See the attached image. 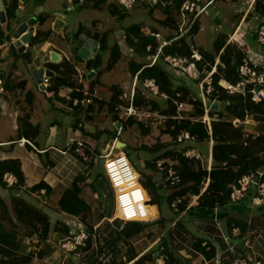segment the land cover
I'll use <instances>...</instances> for the list:
<instances>
[{"label": "crops", "instance_id": "obj_1", "mask_svg": "<svg viewBox=\"0 0 264 264\" xmlns=\"http://www.w3.org/2000/svg\"><path fill=\"white\" fill-rule=\"evenodd\" d=\"M37 1L38 0H32L30 2H33V7H29V3L24 4L20 1H18L17 5V9L21 8L23 12L22 16L17 20L18 24L33 16L37 20L33 27L34 36L32 40L37 36L38 31H41L39 25L44 22L48 23L51 16L64 17L60 7H65L66 9L69 7V10L77 9L86 2V0H81L82 2L79 1V3H75L73 0H45L43 3L37 5ZM53 1H55V4ZM57 1H59V6L56 4ZM207 1L209 0H201L203 3ZM216 1L217 0H212L209 6ZM222 1L226 6L223 5V9H217L212 15H214L216 23L220 28L228 24L226 15L230 16L232 33L226 32L229 36L227 43H236L237 46L240 47L239 42H234L236 36L240 34H236L231 41L230 37L235 32L236 26L241 20L244 19L245 28L247 29L257 21L260 14L249 9L251 1H255L256 3L257 0H247L245 2H242V0ZM92 4L95 6L94 2H92ZM100 6L101 4L98 7ZM248 10H250V13L247 14ZM17 16L18 15L15 17ZM42 17L46 18L43 22L41 20ZM97 23L98 26L96 25ZM53 24H55V22H53ZM99 24V19H94L91 25H94L95 28L92 27V29L95 31L99 29ZM200 24L201 28V19ZM82 25L85 29L80 36L84 35V38L80 40L81 45L76 52L71 53L68 52V50L66 52L68 47V44L65 42V40H68L67 27L63 26L60 33H58V27L54 29L51 24V27L46 31H53L54 36L52 37V35H49L50 37L45 42L41 43V49L44 52H50L49 58L42 62V66L47 68L46 66L48 63H59L66 58L77 64L76 67L80 82L82 84H87L88 80L97 77V70L99 71V69L87 68L86 64L89 59H92L97 54L100 44L97 39L89 35L88 32L92 30H90L88 25L81 23L78 30ZM0 28L5 30L1 22ZM163 28L168 29L169 27ZM146 30L151 31L148 27H145L143 31L146 32ZM157 32L161 34L159 30ZM196 35H194L193 39L195 44ZM63 37L65 39H63ZM59 38H61L62 42L58 41ZM89 39L91 42H93V40L97 41L98 46L96 51L92 50L89 46L85 48V44ZM32 40L29 44H26L27 49L24 51L30 52V61L26 60L23 56L27 69L29 66L32 68L35 67L32 48L36 45H31ZM166 40L167 37L165 38V41ZM249 45L256 53L261 54L262 51L256 44ZM196 46L198 45L196 44ZM8 47L9 54L3 53V58L0 61V70L5 71L7 76L10 74L11 78L17 82L26 80L27 85L25 90L14 88L15 90L10 94V97L0 94V159H19L22 164L25 181L21 190L11 186L4 187L0 184V196L6 200L9 206H11V199L13 196L18 195L23 197L37 208L47 213L52 225V231L47 240H43L38 234L31 235L29 234L30 232L24 237L25 242L29 246V251L33 255L28 264H95L97 249L105 243L111 245L116 252V262H125V264H133L138 258L146 254H151V257H154L162 252L165 247L168 248L170 252L176 254L180 264H233L234 259L238 256H246L250 259H264V205L256 206L249 200L237 203L229 202L223 207L210 209L197 206L199 196L192 195L187 208L179 214H175L176 216L174 218H170L164 215L163 206L159 198L155 203H150L151 197L148 190L144 187L149 198L150 214L147 220L142 221L145 222L146 225L138 232L130 233L129 235L122 234L121 229L124 225V221L121 222L115 213V190L106 176L104 159L101 160L103 157H94L95 159L92 162V154L86 153V146L84 150L81 148V151H76L77 144L72 141L79 140L92 150L96 148L100 149L98 141L103 135L102 133H104V130L100 132V129H97L96 122H104L106 120V113H103L104 111L98 112L96 109L98 105L96 102L99 98V94L92 102L95 104L96 110L89 111L88 107L91 103L81 102V106H78L66 100L64 95L68 93L71 88H61L57 94L58 96H56L53 92L43 90L37 83V86L45 92L50 104L49 106H45L41 96L34 93L32 90L30 91L34 93L33 101L32 103H28L30 99L26 101V92L29 91L27 89L29 83L25 75V73H28V70H24L19 63V59H15L13 54L10 53V49L18 53L17 47L9 44ZM199 47L204 48L202 46H198V48ZM1 49L0 43V54ZM217 58L218 57H216V59ZM54 59H56V61H54ZM146 60L148 62L150 61L149 56L146 57ZM92 70L94 71L93 73H91ZM175 73L178 74L177 71H175ZM177 74L176 77L183 79L184 76H182V74H178L179 76ZM101 75L99 76L100 83H102L100 79ZM136 76L134 78H136ZM99 80L95 81L97 86L99 85L98 87L101 88L100 91L106 92L107 86L109 85H104L103 83L98 84ZM81 90L83 91L82 88ZM103 97V94H101L100 99H103ZM28 104L31 106L29 111L30 121L33 125H38L40 127V133L33 139L19 136L21 126L20 118L25 114ZM96 114H98V116ZM87 115H91L92 118L88 119ZM120 118L126 119L127 117H123L122 115ZM114 122H116L118 126L119 134L121 128L124 127L120 122ZM242 127L247 133L257 134L262 131L260 129V123L251 126V129H246L247 127L245 128V126ZM93 130H96L95 133H93ZM22 138L29 139L31 144L23 143L20 141ZM109 138L111 139V137ZM116 138V140H120L118 136H116ZM109 141L105 142L103 151L100 149L101 155L104 154V151L107 149L106 144L109 143ZM209 142L211 145V155L208 158V162H205L203 159V164L208 169H211L213 165V140L211 139ZM94 145H96L95 148ZM189 148L194 147H188V149ZM98 160L101 161V166L99 167L97 166ZM158 160H164L165 163L168 162L171 166L174 164L173 160ZM101 174L104 178L102 180L96 179L97 176ZM80 177L86 178L80 183L82 187L80 197L85 203L79 200L75 202V204L72 202L71 208H69L72 209L76 207V209H78V212H73L62 206L61 203L66 191L72 189L74 182ZM94 182L96 189L93 186ZM39 183H44L45 186L31 190L33 186ZM47 186L50 188L49 193H47ZM41 189H44L45 193L39 191ZM161 189L164 191V193L160 195L163 199L171 193V190H164L165 188L163 187L160 188V190ZM72 220L76 223H82L88 226L94 237L91 238L88 247L82 249L79 254L65 255L59 248V242L66 237L65 231L69 229L66 224H68V221L71 222ZM236 221L245 223V232L252 240L251 247H246L244 245L243 238L231 236L232 227L238 225L235 223ZM24 230L26 229L23 228L22 231L24 232ZM198 240L208 242L209 246L207 249L208 251H213L212 257L209 258L202 250L195 248L194 245ZM202 245L204 246L203 243Z\"/></svg>", "mask_w": 264, "mask_h": 264}, {"label": "trees", "instance_id": "obj_2", "mask_svg": "<svg viewBox=\"0 0 264 264\" xmlns=\"http://www.w3.org/2000/svg\"><path fill=\"white\" fill-rule=\"evenodd\" d=\"M45 0H38L37 2L43 3ZM94 2L95 6H99L106 0H91ZM167 3L165 6L155 5L148 6L147 3H143L145 7L149 8L148 11L152 14L154 9L162 8L165 17L160 20V25L164 27L174 28L178 26L180 17V7L183 0H164ZM18 0H10L9 7L7 9V28H12L11 19L16 16ZM81 7V6H80ZM114 15H119L120 17H125L126 13L122 12L117 5H113L111 9ZM255 13L260 14L257 21L248 27L250 32L247 35H252V42L258 46L257 41V29L264 23V0H257L254 6ZM253 12V14H254ZM46 19L42 17V22ZM200 18L196 19L190 30L189 36L192 42H194V35L200 30ZM145 27L150 28L152 31H158L159 27L153 24L145 23H135L128 26L125 29V41L126 44L131 47L132 59L129 61L130 71L132 76H138V81L144 86V80L146 78H154L158 84L160 91L166 92L170 95V98L165 100L166 106L163 108L159 101L151 99L144 92L147 90L144 86V90L141 88H136L133 97L130 100H125L124 92L118 85H112L113 94L110 97L109 102L98 99L96 109L98 112L104 111V106L109 105L108 113H114L113 118L115 121L120 122L122 126H133L137 125L141 128L142 133L147 135L151 131V126L144 123L143 120L130 115L126 119H121L118 115V105H130L134 104L138 107H147L151 110H159L163 114H168L171 111L172 98L176 97L177 91L182 92V96L178 99L185 101L192 105V109L189 112V117L177 121L172 118H167L162 124L163 133L172 135L175 140V148L162 150L161 146L151 147V151L157 152L153 157L147 158L145 161V166L149 173L145 176V179L140 177L142 185L148 190L149 194L152 192H157V189L165 188V190H171V193L164 200L172 208V203L178 202L177 211L172 208L175 214H179L187 208L189 204L190 197L192 195H198L197 206L214 209L217 207H223L230 202L231 184L237 182L239 178L243 175L256 172L259 168L264 167V108L262 105H255L249 101H245L240 95H230L221 86V80H227L232 83H237L240 80V75L238 72V67L244 56L243 51L236 43H227L229 38L228 34L221 33L217 36L213 51L206 50L199 47L200 51L203 53L205 59L210 61L212 64L216 62V57H219L220 62L218 63V71L214 74V82L217 90L219 92L215 93L217 99L222 103L226 102L225 106L221 109L210 110L211 123L210 126L204 123L199 118L204 115L205 108L203 100L201 97L195 94L192 84L182 83L178 84L179 78L174 77L172 72L173 68L168 66L163 57H161L156 63L150 65V61L146 60L149 54H155L158 51L160 40L155 36L147 34L144 30ZM85 27L80 26L76 33V37L79 38L80 34L83 32ZM89 35L94 37L99 41L100 47L99 51L94 58L87 61V68L89 69H99L103 65V54L102 51L108 48L109 43V32H93L89 31ZM51 34L50 31L41 32L38 31L37 36L32 40L31 45H36L38 43L45 42ZM173 35L169 34L167 36L168 43L163 46L164 54H183L190 55L192 53L190 44L188 43V37H183L178 40H173ZM11 32L6 33L5 30L0 28V43L11 42ZM257 42V43H256ZM151 45V50H147V46ZM198 47V46H197ZM13 51V52H11ZM123 49L119 42L116 41L110 48V58L107 64V70H112L115 68L117 63L123 57ZM10 53L13 57L20 59V55L24 56L26 60L30 61V52H14L10 49ZM14 59V60H15ZM24 59V60H25ZM77 64L73 63L66 58H64L59 63L51 62L50 67L55 72V75L51 77V85L47 88V91L53 92L58 96V92L61 88L68 87L72 89V95L74 97L83 98L84 94L81 88L83 84L80 82L78 77ZM176 71V70H175ZM3 71V75H5ZM97 77L101 75V71L97 70ZM6 76V75H5ZM8 86H12V90L21 88L26 89L27 81L21 80L17 82L11 79V75L8 74ZM194 82V81H193ZM181 83V82H180ZM97 84L94 79L91 81V85L94 87ZM195 84V83H194ZM15 88V89H14ZM34 93L30 90L26 92V101L32 103ZM96 99V98H94ZM71 103V102H69ZM81 106V103L78 104ZM30 108L28 104L25 110V114L20 118L21 126L19 130V136H25L27 138H36L40 133V127L38 125H33L30 121ZM80 108V107H79ZM81 109V108H80ZM95 104L91 103L88 107L89 111H95ZM245 109L250 111H260L263 115H257V119H260V129L261 132L257 134L247 133L245 129L241 126L234 125L231 121L223 118L225 113L228 115L238 116L240 118L245 117ZM88 119H91V115H87ZM182 130H188L191 134L197 136V140H213L212 146V157L213 165L211 169H208L200 160L194 158H189L185 155L186 148H179L177 146V135ZM111 132H109V135ZM118 135V134H117ZM117 135L113 136L116 137ZM86 146V153L92 154L91 161H94V157L100 158L101 150H92L89 146ZM146 147V146H145ZM144 146H139L140 149L147 151ZM123 151L129 157L132 164L135 163L132 156V151L128 146L123 148ZM158 159L173 160V167L178 175L186 180V183L181 188H173L168 185L165 181V173L159 176L156 162ZM134 162V163H133ZM136 164V163H135ZM167 167L171 164L165 163ZM134 166V165H133ZM135 168V167H134ZM13 172L18 177L19 183L15 186L18 190L22 189V185L25 181V175L22 169V164L19 159H0V184L8 186L3 179L5 172ZM107 176V175H106ZM163 176V177H162ZM104 176L98 175L96 179L102 180ZM86 178L80 177L74 182L73 188L67 190L64 197L62 198V206L70 211L78 212V209L71 208L72 202L75 204L78 200L85 203V201L80 197V192H82V187L80 183ZM95 179V180H96ZM207 184V186H206ZM45 186L44 183H39L31 188L35 190ZM96 189L95 182L93 183ZM47 193H49L50 188L47 186ZM157 199L159 198L156 197ZM150 203H155L153 197L150 198ZM70 207V208H69ZM74 209V210H73ZM123 222L122 220H120ZM238 225H241L242 236L247 235L245 232V223L242 221H236ZM66 224V223H65ZM121 229V233L124 235H129L130 233L138 232L142 230L146 223L142 221H130L124 222ZM69 229H66L65 235H70V225L66 224ZM24 229V232L22 231ZM52 225L50 217L42 209L37 208L26 199L21 196H13L11 199V206L8 205L6 200L0 196V264H28L30 263L33 255L29 251V246L25 242L24 237L27 233L33 235L38 234L43 240H47L51 231ZM91 228V227H90ZM232 230V229H231ZM243 240V239H242ZM91 241V237L88 240V244ZM202 240H198L194 245L196 249L202 250L209 258L212 257L213 251H208L206 245H202ZM104 245L102 244L97 249V254ZM111 247V245H108ZM88 247V245H87ZM85 247V248H87ZM98 247V246H97ZM112 248V247H111ZM84 249V248H83ZM211 249V248H209ZM113 250V248H112ZM114 251V250H113ZM79 251H74L67 255L78 254ZM115 260L111 264H125V262H116V252ZM166 256L165 264H180V261L174 252H170L168 248H164L162 252ZM97 256V255H96ZM156 256L151 257V254H146L138 258L133 264H151L155 263ZM95 264L97 260H95Z\"/></svg>", "mask_w": 264, "mask_h": 264}, {"label": "built area", "instance_id": "obj_3", "mask_svg": "<svg viewBox=\"0 0 264 264\" xmlns=\"http://www.w3.org/2000/svg\"><path fill=\"white\" fill-rule=\"evenodd\" d=\"M138 1L147 3L148 6H165L168 3L164 0H120V4L124 9H130L133 8ZM80 2L82 1L80 0ZM210 3H212V0L205 3L201 2V0H183L180 7V21L178 26L171 28V31L174 32V34H171L173 35L172 41L188 37V43L192 51L190 55L164 54L163 46L168 43V40H164L163 43H160L157 53L149 54L150 65L156 63L163 57L164 62L176 70L178 74L187 76L189 80L194 81L195 85L199 88L200 97L203 100L205 108L204 115L199 119L209 126L211 123L210 110L214 109V104L217 102L220 103L219 108L222 106L221 102L215 96L216 91L218 93L219 90H217L214 82V74L218 71L217 65L220 60L218 57L214 64L207 61L195 42H192L189 36V30L193 22L206 11ZM254 6L255 1H251L249 9L253 11ZM250 10H248L247 14L250 13ZM256 29L258 47L262 51L261 54L256 53L249 45L250 43L247 41V37L246 43L245 41L243 43L239 42V46L244 54L238 67L241 78L237 83L222 80L221 86L228 94L240 95L245 101H249L255 105H262L264 108V23L256 26ZM49 31L51 32V30ZM146 33L158 39L161 35L159 32L152 30H146ZM238 33L241 36L250 33L247 28H245L244 19L236 26L235 32L230 37V41ZM1 47L0 61L3 58V53L9 54L8 43H1ZM147 50H151V45L147 46ZM46 67H49V63ZM5 75H3V71L0 70V94L10 97L13 90L12 86H8L7 75ZM137 77L138 76H136V80H138ZM43 84L48 88V86L51 85V76L44 74ZM83 85H85L82 88L85 95L84 98H82L83 100L79 97H74L71 94L72 89H69V92L64 95L66 100L73 102L74 105H78L81 102L92 103L94 98L98 97V88L88 83ZM144 86L153 95L161 96L164 100L170 98L168 93L160 91L154 78H146L144 80ZM180 96H182V92L177 91L176 97L174 99L172 98L171 111L168 114H163L159 110H151L147 107H138L132 103L125 107L126 113L128 114L127 117L133 115L139 119H143V121H149L148 123L151 125L157 124L159 121L158 118H160V120L162 119L161 123L167 118L180 121L189 117L185 112L188 111L187 106H192L178 99ZM257 115H263V112L245 109V117L240 118L234 116L233 123L236 126H246V124L252 120L256 121V125H258L261 120L257 119ZM176 139L178 142H184L186 140H197V136L191 134L188 130H182L177 135ZM20 141L31 144L30 140L27 138H22ZM72 141L77 144L76 151H81V148L84 150L85 145L83 142L79 140ZM185 155L189 158L200 160L202 164L204 163L202 154L195 148L187 149ZM101 156L104 158L105 173L111 186L115 190V209L117 217L124 222L147 220L150 216L148 194L140 181L139 173L134 168L129 157L123 150L114 152L112 149ZM156 168L159 176L163 175V173L166 174L165 181L173 188H181L186 183V180L182 179L171 165L169 167L166 166L164 160H157ZM3 179L8 186H15L19 183L18 177L13 172H5ZM39 191L44 192L45 190L41 189ZM245 200H249L256 206L264 205V167L259 168L256 172L243 175L237 182L231 184L230 202L237 203ZM178 202L172 203V208L176 211L178 210ZM68 224L73 228L70 231V235H67L59 242V248L65 255L77 250L80 253L83 248L87 247L90 237L92 238L94 235L91 233L89 227L82 223H76L72 220L71 222L68 221ZM231 236L241 237V227L234 225L231 230ZM243 240L246 247L252 246V240L249 235L243 236ZM203 244L207 247L209 246L207 241H204ZM96 260L98 264H111L115 260V253L110 246L104 245L102 248L100 247ZM165 261V254L159 253L156 255L155 263L151 264H165ZM233 264H264V259H250L246 256H238L234 259Z\"/></svg>", "mask_w": 264, "mask_h": 264}, {"label": "rangeland", "instance_id": "obj_4", "mask_svg": "<svg viewBox=\"0 0 264 264\" xmlns=\"http://www.w3.org/2000/svg\"><path fill=\"white\" fill-rule=\"evenodd\" d=\"M245 1L247 0H242V2H245ZM53 2L55 4V1ZM36 4L39 5V2H37ZM56 4H58L59 6V1H57ZM28 5L29 7L34 6L33 2L29 3ZM113 5H117L118 8L122 12L126 13V16L122 18L119 15H114L111 11ZM223 5L226 6V4H223L222 0H217L215 3L209 6L207 11H205L201 15L200 19L202 20V26L195 37V41L198 46H202L210 51H213L214 50L213 45H214L215 39L220 33H226V32L232 33V29L230 27V16L229 15H226L228 24L225 25L223 28L222 27L220 28L217 25L215 17L214 15H212L213 13L216 12L217 9H223ZM60 8L64 14V17L51 16V19L48 21L50 25L44 22L45 24L43 23L39 25V29H41V31H46L51 27V24H52V27L54 29L58 27L57 31L58 33H60L62 27L66 26L67 27V38H68V40H65V42L68 44L66 52L68 50V52L75 53L76 50L80 47L81 45L80 40L84 38V35H81L80 38H77L76 33L81 23H83L84 25H88L90 27V30L95 31L92 29V27L95 28V26L91 24L94 19H99L100 24H99V29L97 30L101 31L100 33L109 32L108 48L102 51L103 65L99 68V71H101V74H102L100 78L102 83L104 85H109V86H107V91L104 92V91H100L101 88L98 87L99 85L98 86L97 84L95 85V87L98 88V92H99L98 99H100V95L103 94L104 97L103 99L101 98V100L109 102L110 97L113 94V88H111L112 85H118L123 90L124 98L127 101L133 97L136 88H141L142 91H145L144 86L140 84L139 81L136 80V78L132 76V73L130 71L129 61L133 58L132 54L134 52L132 51L131 47H129L126 44L125 29L128 26L133 25L135 23H141V22L145 24L150 23V24H153L159 27V31L161 32L159 39L161 42L164 41L167 35L172 34V33L174 34V32L171 31L170 28L166 29V28H163L164 26L160 25V20L165 17V14L163 13L162 8L154 9L152 14H150L148 11L149 8L145 7L143 2L141 1H138L133 8L124 9L120 5L119 0H106L103 3H101V6L98 8L92 4L91 0H86V2L82 4L81 7H78L77 9L69 10L68 9L69 7L67 9L65 7H60ZM19 18L20 17L17 16L11 19L12 28L10 29L7 28L8 22L1 23L6 33L11 32V38L14 32V29L17 28L20 24V23L18 24L17 22ZM53 22H55V24H53ZM96 25L98 26V23ZM50 35H52V37L54 36L53 31L51 32ZM246 37H247V41L250 44H254L252 43V39H251L252 35H244V36L237 35L236 38L234 39V42L243 43L245 41L246 43ZM61 38H59L58 40L59 42H62ZM63 39L65 38L63 37ZM116 41L119 42L120 46L123 49L122 51L123 57L117 63L115 68H113L112 70H107L106 66L110 58V48ZM41 46L42 44L38 43L36 44V46L32 48V52L34 56L33 61H34L35 67H42V62L45 59H48L50 56V52H44L41 49ZM19 57H20L19 63L21 67L24 70H28V73H25L28 79V83H29L27 89L32 90L34 93L40 95L41 98L43 99L44 105L49 106L50 101L48 97L46 96L45 92L42 91L39 88V86H37V81L34 77L32 67L29 66L27 69V66L24 63V59H23L24 57L22 55H20ZM172 72L176 76L177 73H175L174 70H172ZM92 80H88L89 85H91ZM98 80H99V77L94 78V81H98ZM179 81L181 83L179 82L178 84H182V83H188L190 85L192 84L195 94L197 96L198 95L200 96V91L198 87H196L194 82L189 80L187 76H184L183 79L179 78ZM102 83H100V80H99L98 84H102ZM144 94H147L146 96H149L151 99L155 98V100L159 101V103L162 105L163 108L167 105L165 100L161 96H153V94H151L147 90L144 92ZM225 104L226 102H222L221 108H223ZM125 107L126 105H118L117 108L119 110L118 112L119 116L123 115L124 117H127L128 114L126 113ZM192 108H193L192 106H187L188 111H186L185 113L189 115V112L193 110ZM221 108H216V109H221ZM104 109L105 110L103 113H106V117H105L106 120L101 123L96 122L97 129H100V132L104 130V133H102L103 135L98 141L99 148L102 151L104 149L103 146L105 145V142L109 141L110 139L109 137L112 138L113 136L117 135L119 131L116 122H114L115 121L113 118L114 113H108L109 105H105ZM96 115L98 116V114ZM223 118L233 123L234 115H228L227 113H225ZM158 119L159 121L157 122V124H155L156 126L148 123L149 121L147 122L144 121L145 124L151 126L150 128L151 131L147 135H144L142 133L141 128H139L137 125L123 126L124 128H121V132L117 135L118 138L120 139L119 141H122L125 143V146L120 148L121 150H118L117 152L122 151L123 148H125L126 146H128V148L131 149L132 156L136 163L135 164L133 162L134 163L133 165L135 169L137 170V172L139 173V177H141L142 179H145L146 178L145 174L147 175L149 173L144 162L147 160V158H151L155 154H157V152L155 153L150 150L151 147L158 145V146H161L162 150L175 148V143H176L175 140L173 139L172 135L169 136V134L163 133L162 128L164 127V125L161 123L162 119L161 120L160 118ZM140 120H143V119H140ZM256 124H257L256 121L251 120L248 124H246L245 128L247 127L246 129H251V126H255ZM95 131L96 130H93V133H95ZM109 132H111L110 135H109ZM113 139L115 141L117 138L115 137ZM107 145L108 143L106 144V147ZM139 146H144V147L146 146L145 149L147 151L140 149ZM177 146L179 148L194 147L202 154L205 162H208V158L211 155V150H210L211 145L208 140H186L184 142L178 143ZM95 147L96 145H94V148ZM103 159L104 158H102L101 160ZM97 164H98L97 165L98 167L101 166V161L98 160ZM163 193L164 191H162V189L161 190L157 189L156 193L152 192L149 195L150 197H153L155 201L157 200L156 197L159 196V200L161 201V204L163 206L164 215L170 218H174L176 216L174 211L171 209L169 204L160 196Z\"/></svg>", "mask_w": 264, "mask_h": 264}, {"label": "water", "instance_id": "obj_5", "mask_svg": "<svg viewBox=\"0 0 264 264\" xmlns=\"http://www.w3.org/2000/svg\"><path fill=\"white\" fill-rule=\"evenodd\" d=\"M24 4H28L30 3L32 0H18ZM75 3H79L80 0H73ZM9 0H0V22L1 23H5L7 22L8 18H7V9L9 7ZM6 9V10H5ZM22 9L18 8L16 11V15H18L19 17L22 16ZM37 20L36 18L30 17L26 20H24L23 22H21L19 24V26L17 28L14 29V32L12 34V45H14L15 47H17L19 52H24L27 48H26V44H29L30 41L32 40L33 36H34V25L36 24ZM86 46H89L92 50L96 51L97 50V46L98 43L96 40H93V42H91V40L89 39V41L86 42L85 44V48ZM88 51V50H87ZM54 61H56V59H54ZM33 74L37 80V83L39 84V86L42 89H45V85L43 84V75H49L51 77H53L55 75V72L50 69V68H45L44 66L42 67H33ZM94 71L92 70L91 73H93ZM91 76V75H90ZM214 108H219V102L214 104ZM125 143L119 140H115L113 138L110 139L107 149L104 151V153H108L111 149L112 151L117 152L118 150H121L120 148L124 147Z\"/></svg>", "mask_w": 264, "mask_h": 264}, {"label": "clouds", "instance_id": "obj_6", "mask_svg": "<svg viewBox=\"0 0 264 264\" xmlns=\"http://www.w3.org/2000/svg\"><path fill=\"white\" fill-rule=\"evenodd\" d=\"M201 17V16H200ZM199 17V18H200ZM13 41V40H12ZM8 43V42H7ZM9 45H12V42L11 43H8ZM50 64V63H49ZM47 68H50V69H52L50 66L49 67H47ZM53 70V69H52ZM49 87V86H48ZM43 90H45V91H47V88H46V86H45V89H43ZM242 127V126H241ZM21 140V139H20ZM29 140V139H28ZM121 220V219H120Z\"/></svg>", "mask_w": 264, "mask_h": 264}]
</instances>
